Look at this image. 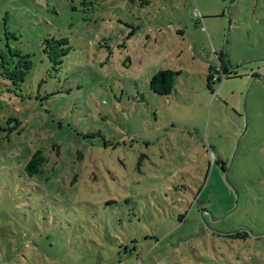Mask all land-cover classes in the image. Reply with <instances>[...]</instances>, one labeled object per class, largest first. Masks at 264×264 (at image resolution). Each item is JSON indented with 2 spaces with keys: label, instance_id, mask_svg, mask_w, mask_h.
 <instances>
[{
  "label": "rangeland",
  "instance_id": "rangeland-1",
  "mask_svg": "<svg viewBox=\"0 0 264 264\" xmlns=\"http://www.w3.org/2000/svg\"><path fill=\"white\" fill-rule=\"evenodd\" d=\"M7 45L0 264H264V0H0Z\"/></svg>",
  "mask_w": 264,
  "mask_h": 264
},
{
  "label": "trees",
  "instance_id": "trees-1",
  "mask_svg": "<svg viewBox=\"0 0 264 264\" xmlns=\"http://www.w3.org/2000/svg\"><path fill=\"white\" fill-rule=\"evenodd\" d=\"M147 2V0H144ZM56 42V41H53ZM58 43V42H56ZM50 46V45H49ZM44 51L48 54V57L50 60L54 59V54L52 55V52H49L48 49H44ZM3 53H9L10 57L12 58V65L13 68L17 64L18 61L24 60L27 64L31 63L29 55L27 54H22L19 50L14 49L7 45V50H0V76L3 78H7L11 80L14 83L13 77L9 74V72L5 71V67L1 66V64L4 62L3 60ZM30 65L27 69L29 70ZM211 69V68H210ZM27 72L24 73L23 78L21 81L25 79ZM178 73L170 70V69H161L160 71H157L150 79V89L159 95H168L171 93L174 82H175V77ZM208 81L211 82V74L208 75L207 77ZM219 78H217L216 82H219ZM211 84V83H210ZM16 85V84H15ZM210 88V86H209ZM47 157L44 155L43 151L41 149H37L33 153L30 154L28 157L26 164L24 165V171L29 175H35V174H40L43 172L42 167L46 163ZM231 237L235 238H241L244 239L245 237L248 236L247 232H236L230 235Z\"/></svg>",
  "mask_w": 264,
  "mask_h": 264
},
{
  "label": "built area",
  "instance_id": "built-area-1",
  "mask_svg": "<svg viewBox=\"0 0 264 264\" xmlns=\"http://www.w3.org/2000/svg\"><path fill=\"white\" fill-rule=\"evenodd\" d=\"M217 78H219V77H216V78H215V81L217 80Z\"/></svg>",
  "mask_w": 264,
  "mask_h": 264
},
{
  "label": "water",
  "instance_id": "water-1",
  "mask_svg": "<svg viewBox=\"0 0 264 264\" xmlns=\"http://www.w3.org/2000/svg\"><path fill=\"white\" fill-rule=\"evenodd\" d=\"M253 235H257V234H253Z\"/></svg>",
  "mask_w": 264,
  "mask_h": 264
}]
</instances>
